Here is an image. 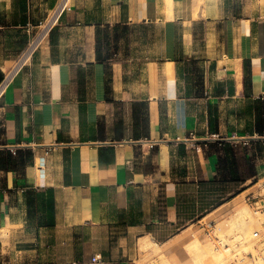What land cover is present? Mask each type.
<instances>
[{
    "label": "crops",
    "instance_id": "crops-1",
    "mask_svg": "<svg viewBox=\"0 0 264 264\" xmlns=\"http://www.w3.org/2000/svg\"><path fill=\"white\" fill-rule=\"evenodd\" d=\"M0 74V264H192L217 146L264 172V0H0Z\"/></svg>",
    "mask_w": 264,
    "mask_h": 264
},
{
    "label": "rangeland",
    "instance_id": "rangeland-1",
    "mask_svg": "<svg viewBox=\"0 0 264 264\" xmlns=\"http://www.w3.org/2000/svg\"><path fill=\"white\" fill-rule=\"evenodd\" d=\"M200 29L202 26L198 27V30ZM198 77L201 78L199 72ZM257 164H262L261 159ZM263 175L264 172L257 174L255 178L247 179L239 186L241 191L257 183L234 199L228 212L223 214L224 211H217V217L214 215L212 221H208V238L205 242L200 243L195 238L185 244L184 249L192 257V264H264ZM232 187L227 189L231 192L224 193L225 196L233 194ZM254 231L260 232L259 237L253 236ZM151 248L149 253L146 252L144 260L132 264H170L167 258L159 253L158 248Z\"/></svg>",
    "mask_w": 264,
    "mask_h": 264
},
{
    "label": "trees",
    "instance_id": "trees-1",
    "mask_svg": "<svg viewBox=\"0 0 264 264\" xmlns=\"http://www.w3.org/2000/svg\"><path fill=\"white\" fill-rule=\"evenodd\" d=\"M113 38H118L120 35H123L127 31L126 26H113ZM108 27L100 28L98 27L96 30V59L98 61L104 62L106 60V56L102 55L101 45L102 41L106 40L108 37ZM247 83V80H246ZM143 104H140V107L134 109V116L136 120H139L138 115ZM141 126H144L145 118H141L139 121ZM211 123V122H210ZM211 130V128H210ZM218 156L216 162V177L212 182H203L201 183L202 188V202L204 207L206 208H214L223 203L224 201L232 198L234 195L239 193L241 189L239 186L242 185L247 179L255 178L256 171L254 167V163L252 161L251 156L249 155V149L247 146H235L231 142H222L217 146ZM10 155V154H9ZM243 170H246L245 172ZM233 186V194H230L229 197L225 196L224 193H230L231 191H227V189ZM42 192L36 190L34 188H29L26 191V202L30 208V213L39 207L35 206V198H40ZM40 200V199H38ZM47 211V219L43 218L40 220V223H53V201L52 199H48L46 204ZM34 208V209H33ZM32 209V210H31ZM36 211V210H35Z\"/></svg>",
    "mask_w": 264,
    "mask_h": 264
},
{
    "label": "built area",
    "instance_id": "built-area-1",
    "mask_svg": "<svg viewBox=\"0 0 264 264\" xmlns=\"http://www.w3.org/2000/svg\"><path fill=\"white\" fill-rule=\"evenodd\" d=\"M56 13H57V11L55 12L54 15H56ZM48 26H50V21L47 24L44 25V27H46V28ZM36 43H37V38L32 40V42L29 44V46L27 47V49L25 51V54H24L25 56H27L28 54H30L32 52V50L35 47ZM7 77H8L7 75L2 77L1 85L7 80ZM259 234H260L259 231H254L253 232V236L254 237H259ZM95 260H99L98 256H94L93 257V261H95Z\"/></svg>",
    "mask_w": 264,
    "mask_h": 264
},
{
    "label": "water",
    "instance_id": "water-1",
    "mask_svg": "<svg viewBox=\"0 0 264 264\" xmlns=\"http://www.w3.org/2000/svg\"><path fill=\"white\" fill-rule=\"evenodd\" d=\"M2 77H3L2 74H0V80L2 79Z\"/></svg>",
    "mask_w": 264,
    "mask_h": 264
},
{
    "label": "bare ground",
    "instance_id": "bare-ground-1",
    "mask_svg": "<svg viewBox=\"0 0 264 264\" xmlns=\"http://www.w3.org/2000/svg\"><path fill=\"white\" fill-rule=\"evenodd\" d=\"M240 214H241V213H240ZM239 216H240V215H239ZM239 216H238V217H239ZM192 250H193V249H192ZM192 250H191V251H192Z\"/></svg>",
    "mask_w": 264,
    "mask_h": 264
}]
</instances>
